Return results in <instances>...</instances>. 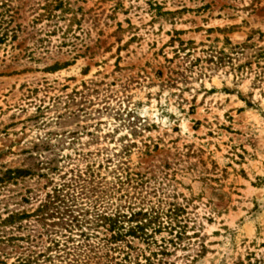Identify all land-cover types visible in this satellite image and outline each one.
Here are the masks:
<instances>
[{"label":"rangeland","instance_id":"1","mask_svg":"<svg viewBox=\"0 0 264 264\" xmlns=\"http://www.w3.org/2000/svg\"><path fill=\"white\" fill-rule=\"evenodd\" d=\"M260 52L264 0H0V264L263 257Z\"/></svg>","mask_w":264,"mask_h":264},{"label":"trees","instance_id":"2","mask_svg":"<svg viewBox=\"0 0 264 264\" xmlns=\"http://www.w3.org/2000/svg\"><path fill=\"white\" fill-rule=\"evenodd\" d=\"M188 44H193L192 42H189ZM227 46H232L231 43L229 41H227ZM182 46H184V43L182 42L181 43ZM226 47L220 51V52H216L217 55H214V52L212 51V53L209 55V58L207 59V62L208 63H211V64H214L216 65V67L218 68H221V67H226L228 64H232L233 62V59L230 57V55L228 53H226ZM257 58H263L264 57V53L260 52L257 54ZM233 67V66H232ZM242 68L244 66H241ZM233 70L235 71H240V67H238V69H235L233 67ZM29 171L27 170H24V169H17V170H14V171H7L6 174L10 175V177L8 179L11 178V175H14V176H17V177H21V176H25L28 173ZM63 190H59V191H55L53 196H49L48 198V201L44 204H42L36 211L33 215H28L26 213H22V214H13L11 216H9V218L6 220L7 223H11V224H14V223H17V222H21L27 218H30V217H39V216H43V217H51V218H54L56 219L55 215L59 216L58 217V222H54L52 224V227H61L62 229H71L72 226L76 227L77 224H80V223H83L82 221L79 220L78 217H76L74 214L75 212L77 211H74V210H71L70 211V208L68 205H66V196H64L62 194ZM60 203V204H63L64 207L67 208L66 210V213L62 214L59 212V206H57V204ZM55 211V212H54ZM53 212V213H52ZM137 215H140L143 219V220H146L147 219V214H144L142 215L141 213H138L136 214ZM68 217V219H66V217ZM98 219H100L101 221H109L111 223H113V226L112 228L115 229L116 226H117V219H111V218H105V217H102V216H98ZM141 221V220H139ZM147 226V225H146ZM138 227V228H135V229H132L131 231H129V234L133 237L135 236H138V234L140 233L138 230H140L143 235H144V230L146 229L145 227ZM78 227H82V226H78ZM182 236V235H181ZM177 239H180L181 237L180 236H177L176 237ZM122 237L121 236H117L114 240L115 241H121ZM58 246V245H57ZM32 259H28L26 260L27 262H25V264H33L36 260V258L34 257H31ZM34 259V260H33ZM36 259V260H35ZM248 263L247 264H264V255L263 257L261 258H257L255 257V255H252V256H249L248 257Z\"/></svg>","mask_w":264,"mask_h":264}]
</instances>
